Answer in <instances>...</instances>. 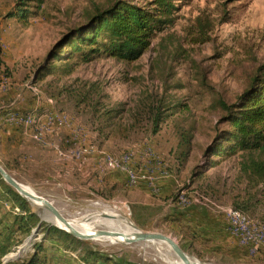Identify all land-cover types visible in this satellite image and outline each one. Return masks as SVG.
<instances>
[{
  "label": "rangeland",
  "instance_id": "rangeland-1",
  "mask_svg": "<svg viewBox=\"0 0 264 264\" xmlns=\"http://www.w3.org/2000/svg\"><path fill=\"white\" fill-rule=\"evenodd\" d=\"M113 1L33 0L31 14L18 20L6 17L15 0H0L1 58L8 75L6 83L0 82V165L17 181L48 198L65 218H90L98 230L109 229L103 221L95 222L100 215L114 219L115 228H124L120 221L125 220L135 227V232H161L179 245H186V228L179 229L173 219L179 207L204 206L222 213L225 208L243 203L250 216L264 220V182L253 187L240 177L239 155L222 159L203 172L201 168L205 165L204 149L216 127H226L217 123L222 110L212 107L214 101L221 98L233 102L264 63V0H184L178 5L173 24L156 34L137 60L124 62L101 55L87 63L79 62L69 75L56 73L36 81L40 93L38 98L33 95L27 84L32 83V74L49 49L71 28L84 22L88 13ZM126 1L142 4L147 0ZM71 61L76 62L77 57ZM48 97L54 101L53 109L67 112L76 130L85 131V136H80L99 148L119 152L148 140L180 184L173 193L184 189L189 203L182 206L172 202L168 195L162 197L146 184L96 187L85 168L70 163L68 147L73 149L76 144L68 141L65 131H58L54 138L65 152L61 156L52 148L30 142L17 145L16 134L4 113L37 101L44 104V109ZM179 102L181 106L173 110ZM157 109L168 116L154 132L153 114ZM182 133L192 134L191 152L184 163L177 165L179 151L184 147L179 146ZM27 147L32 150L26 152ZM205 194L211 199L207 205L201 197ZM26 202L39 219L44 218L45 212L27 199ZM15 206L0 203V230L12 224ZM44 219L42 222L52 225ZM26 238L24 231L13 230L7 256L22 245L19 254L26 252L25 257L32 252V243L41 241L47 264H78L76 252L64 249L55 239L45 240L43 228L36 230L30 241ZM83 241L121 264H177L178 260L159 241ZM17 242L22 244L15 248ZM201 249L199 243L189 240L185 252L199 264H264L256 256L235 260L217 251L204 258L200 256Z\"/></svg>",
  "mask_w": 264,
  "mask_h": 264
},
{
  "label": "trees",
  "instance_id": "trees-1",
  "mask_svg": "<svg viewBox=\"0 0 264 264\" xmlns=\"http://www.w3.org/2000/svg\"><path fill=\"white\" fill-rule=\"evenodd\" d=\"M31 1L33 0H15L14 8L6 14V17L26 19L32 12L29 8ZM183 1L147 0L141 4L115 0L102 8L95 9L87 14L84 22L71 28L49 49L43 62L34 70L32 82L35 83L56 73L69 75L75 64L90 62L101 55L124 62L137 60L150 47L156 34L173 24L178 5ZM1 54L0 47V82L8 79ZM75 56L77 61L72 62L71 59ZM179 106L181 102L172 109L176 110ZM215 106L222 110L217 123L225 124L226 127H216L215 135L204 149L205 165H201L202 172L215 167L222 159L239 155L240 177L253 187L262 184L264 182V63L257 67L249 85L233 102L228 103L218 98L212 105ZM153 115V131L156 132L168 114L157 109ZM191 138L190 133L180 135L179 146L184 147L179 151L177 165L184 163L191 152ZM4 168L7 170L5 166ZM0 181L4 186V189L0 190V203L10 202L19 208L18 212H12V224L7 225L5 231L0 230L1 259L12 248L10 244L13 230L24 231L28 238L40 219L29 210L26 199L12 190L1 176ZM176 195L171 193L167 199L176 201ZM234 208L244 212L248 209L243 203L236 204ZM39 228H43L45 240L55 239L64 249L76 252L78 264H121L54 225L41 222L37 230ZM21 244L17 242L13 246L18 248ZM32 244V252L27 256L23 257L25 252L5 262L0 260V264H47V258L43 253L44 243L36 241Z\"/></svg>",
  "mask_w": 264,
  "mask_h": 264
},
{
  "label": "built area",
  "instance_id": "built-area-1",
  "mask_svg": "<svg viewBox=\"0 0 264 264\" xmlns=\"http://www.w3.org/2000/svg\"><path fill=\"white\" fill-rule=\"evenodd\" d=\"M3 79L1 84L6 83ZM29 91L39 97V87L36 83L27 84ZM47 107L42 109L43 103H37L26 112L11 111L5 114V121L30 137L39 146L52 148L56 154L64 155L60 145L54 141L58 131H65L68 141L76 144L75 148L68 147L70 163L83 167L92 161L97 178L105 175L119 173L123 176L124 185L128 188L138 184L146 186L154 193L159 192V181L173 175L166 167L162 157L154 150L148 140L139 145H133L119 152H111L99 148L96 143L80 135L85 134L82 129L76 130L73 118L65 111L53 109V99H46ZM175 177V176H174ZM176 186H179L176 179ZM176 201L179 205L186 206L189 198L184 189L176 192ZM203 204L211 203L209 195H201ZM210 199V200H209ZM13 212L19 208L14 207ZM226 220V230L237 240L239 246L247 257H255L264 249V220L252 217L238 208H225L222 212Z\"/></svg>",
  "mask_w": 264,
  "mask_h": 264
},
{
  "label": "crops",
  "instance_id": "crops-1",
  "mask_svg": "<svg viewBox=\"0 0 264 264\" xmlns=\"http://www.w3.org/2000/svg\"><path fill=\"white\" fill-rule=\"evenodd\" d=\"M37 103L38 101L33 103H25L24 106L19 107L20 109L18 110L26 112L28 109L33 108ZM10 126L12 127L11 129L13 134H16L13 136L18 139L17 145L30 142L39 147V145L30 137L24 135L20 131V128L18 129L13 125ZM10 132L11 130L8 129V133ZM23 147L24 146H22V148ZM24 150L26 152H30L29 150L32 149L27 147ZM93 164L94 163H92V161H89L83 165V168L86 169L87 176H92L90 180L96 187L103 189L108 185L112 186L113 188H115L117 185H124L123 176L119 173H112L105 175L102 178H97L94 172ZM158 185L159 192L162 197L173 193V188L176 186L174 175H170L164 179H161ZM140 186H143V184H140ZM124 187L126 186L124 185ZM140 189L145 190L144 187H140ZM175 211L177 212V214L174 215L175 217H173L175 220V225H177L179 229L185 226L186 234L189 240H195L200 244V246H202V249L200 250L202 253L200 256L206 258L208 255H212L217 251L219 254L228 255L235 260H242L244 258L252 259L245 255L235 237H233L226 230V220L222 213H217L214 210L208 209L204 206H193L188 208L179 207ZM246 213L248 214V212ZM189 240L187 241L186 245L180 243V246L184 251L187 249V247H189ZM256 257L264 261V249H262L260 254H258Z\"/></svg>",
  "mask_w": 264,
  "mask_h": 264
},
{
  "label": "water",
  "instance_id": "water-1",
  "mask_svg": "<svg viewBox=\"0 0 264 264\" xmlns=\"http://www.w3.org/2000/svg\"><path fill=\"white\" fill-rule=\"evenodd\" d=\"M0 176L1 178L8 184L10 185L20 196H22L23 198L27 199L25 196H23L20 191H26L29 193L34 194L43 204L45 209H47L48 211H50L53 216L59 221L61 222L64 227L52 224L54 226H56L57 228L71 234L72 236L81 239V240H87V239H94L97 238L99 236H103V235H113L116 236V234L118 233H113V231H108V230H98L95 235H85L79 231H77L74 227H72L70 225V221L68 220V218H65L60 211L53 205V203L46 198L44 195L41 194H37L36 192H33L31 190H29L28 188H26V186L17 181L12 175H10L1 165H0ZM45 220L43 217H40L39 223L37 225V227L35 229L32 230L31 234L28 236L27 241H30L33 238V233L37 230L39 224ZM135 228V227H134ZM124 238H126V240L131 243V242H136V241H146V240H150V239H159L163 242H165V244L174 252V254L177 256V258H179L182 262V264H199L197 261L192 260L187 254L186 252L181 248V246L178 244V242L172 238L170 235L161 233V232H139V233H135L131 236H126V235H122ZM22 249V245L21 247H19L17 249L16 252H14L13 255H5L3 257V262L9 260V259H14L17 258L21 252Z\"/></svg>",
  "mask_w": 264,
  "mask_h": 264
},
{
  "label": "bare ground",
  "instance_id": "bare-ground-1",
  "mask_svg": "<svg viewBox=\"0 0 264 264\" xmlns=\"http://www.w3.org/2000/svg\"><path fill=\"white\" fill-rule=\"evenodd\" d=\"M26 188H28L29 190L33 191L28 185H25ZM20 191V193L25 196L27 198L28 201H30L35 207L41 209L44 213V218L47 219V221L51 222L52 224H55V225H58V226H61V227H64V225L59 222L54 216L53 214L51 215L48 211H45L47 209H45L44 207V204L32 193H29V192H26V191H21V190H18ZM34 192V191H33ZM93 216V215H92ZM104 216V214H103ZM107 216V214H106ZM110 217H115V215H109ZM117 218V217H115ZM104 218H101L100 215L96 216V219H95V222L97 220L99 221H103L105 225H107L109 227L108 231H113V233H118L116 234V236H113V235H103V236H99L97 237L98 238H104V239H107L109 241H112V242H116V241H123L125 243H129L126 238H124L122 235H126V236H131L135 233H139V232H135V229L133 228V225L130 224L128 221H120L122 224L125 225L124 228H115L113 225H114V222L115 220L113 219H104ZM70 221V225L72 227H74L77 231L85 234V235H95V233L98 231V229H95L92 225V223L90 222V218H83V219H77V220H72V219H68ZM94 220V219H93ZM100 222V223H101ZM117 223V222H116ZM115 223V224H116ZM98 224V223H97ZM104 225V226H105ZM119 225V224H118ZM121 225V224H120ZM122 226V225H121ZM104 229V228H103ZM134 231V232H133ZM93 239V238H92ZM95 239V238H94ZM147 241H159L161 243H164L163 241L159 240V239H150V240H147ZM177 264H182L181 260L178 258Z\"/></svg>",
  "mask_w": 264,
  "mask_h": 264
}]
</instances>
